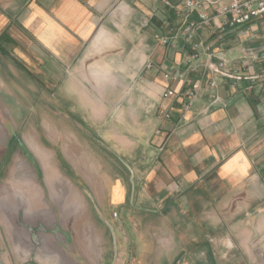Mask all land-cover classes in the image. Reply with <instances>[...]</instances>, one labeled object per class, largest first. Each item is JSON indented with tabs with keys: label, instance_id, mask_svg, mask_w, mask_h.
<instances>
[{
	"label": "crops",
	"instance_id": "obj_1",
	"mask_svg": "<svg viewBox=\"0 0 264 264\" xmlns=\"http://www.w3.org/2000/svg\"><path fill=\"white\" fill-rule=\"evenodd\" d=\"M215 8L194 40L223 51L228 72L190 61L175 33L198 15L184 0H0V40L66 108L65 201L59 181L45 186L62 217L99 228L97 248L85 222L80 233L93 264H264V9L221 22ZM24 193V218L46 219L37 189ZM12 235L0 227V264H16Z\"/></svg>",
	"mask_w": 264,
	"mask_h": 264
},
{
	"label": "rangeland",
	"instance_id": "obj_2",
	"mask_svg": "<svg viewBox=\"0 0 264 264\" xmlns=\"http://www.w3.org/2000/svg\"><path fill=\"white\" fill-rule=\"evenodd\" d=\"M6 47L0 40V203L12 210L1 212L0 227L11 229L12 249L20 250L17 258L12 252L11 259L16 264H93L83 251L80 233L90 230L88 240L96 247L99 228L89 219L62 217L50 204L45 186V180L59 181L54 191L60 202L65 201L71 177L64 166L68 156L59 153L66 152L65 146L61 148L67 138L66 108L52 107L57 94L41 90ZM35 188L46 219L40 214L24 218L25 204L19 203L18 195L25 192L29 203Z\"/></svg>",
	"mask_w": 264,
	"mask_h": 264
},
{
	"label": "built area",
	"instance_id": "obj_3",
	"mask_svg": "<svg viewBox=\"0 0 264 264\" xmlns=\"http://www.w3.org/2000/svg\"><path fill=\"white\" fill-rule=\"evenodd\" d=\"M184 3L188 12L196 11L198 15V21H191L185 17L178 31L175 33L176 35L182 36L191 44L193 53L190 55V61L199 60L201 54L204 53L208 57L207 63L209 59L214 57L217 60L216 67L219 71H230L229 60L227 59L223 51L212 50L209 46L204 45L202 42H196L194 40L196 31L200 28L204 29L208 27L211 23V19L208 13L205 11L204 5H215L216 16L220 19L221 22L227 21V17H229L232 22H236L245 14L264 9V0H230L229 4H222L220 0H184ZM156 38L163 44L168 43V38L166 37L156 35ZM253 57L257 58L254 55ZM163 77L167 80H172L182 78L183 74L178 71L174 73L166 72L163 74ZM208 84L212 89H215L217 87L216 81L213 79H211ZM199 88V82L195 81L191 84V87H189L182 93V96L186 99L184 101V106H189L194 101ZM173 94L174 91L169 89L164 92V96H172ZM218 102L219 98L214 94L203 111L206 112L210 106H213ZM113 214L116 215V212H114Z\"/></svg>",
	"mask_w": 264,
	"mask_h": 264
}]
</instances>
